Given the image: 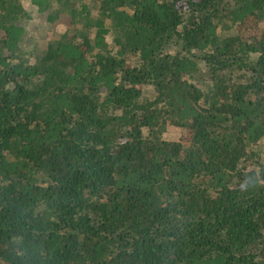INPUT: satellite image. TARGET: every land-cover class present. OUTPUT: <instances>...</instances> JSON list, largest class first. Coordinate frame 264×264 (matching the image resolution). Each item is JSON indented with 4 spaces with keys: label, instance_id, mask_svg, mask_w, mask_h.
<instances>
[{
    "label": "trees",
    "instance_id": "1",
    "mask_svg": "<svg viewBox=\"0 0 264 264\" xmlns=\"http://www.w3.org/2000/svg\"><path fill=\"white\" fill-rule=\"evenodd\" d=\"M31 3L69 27L0 0V264H264V0Z\"/></svg>",
    "mask_w": 264,
    "mask_h": 264
},
{
    "label": "rangeland",
    "instance_id": "2",
    "mask_svg": "<svg viewBox=\"0 0 264 264\" xmlns=\"http://www.w3.org/2000/svg\"><path fill=\"white\" fill-rule=\"evenodd\" d=\"M22 4L25 9L30 14V17L27 20H23V23L26 27L25 35V47L31 49V47H36L37 44L50 38L56 33L64 32L69 27V17L65 14H62L59 19L54 22L48 20L47 13H39L35 5L31 3V0H22ZM259 29H264V22L258 25ZM253 22H248L244 28L246 31L253 30ZM110 39L111 37L108 36ZM164 137L172 140H185L187 138V133L185 129L169 125L165 132ZM262 142L258 145L257 148L264 153V138Z\"/></svg>",
    "mask_w": 264,
    "mask_h": 264
}]
</instances>
